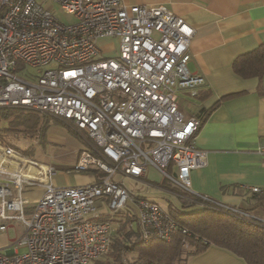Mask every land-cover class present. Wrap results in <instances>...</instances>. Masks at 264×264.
Segmentation results:
<instances>
[{"label":"built area","instance_id":"1","mask_svg":"<svg viewBox=\"0 0 264 264\" xmlns=\"http://www.w3.org/2000/svg\"><path fill=\"white\" fill-rule=\"evenodd\" d=\"M52 2L73 20L60 21L38 0H0V108L61 120L84 141L63 173L101 175L57 185L58 169L0 139V264H91L109 250L119 223L111 218L120 212L143 244L190 234L123 184L122 178L146 182L148 167L181 190L187 205L264 227V217L191 188L190 172L205 164L206 151L194 142L199 118L179 110L177 92L194 95L204 83L187 68L193 28L163 4ZM111 37L116 51L106 55L98 41ZM38 185L43 192L31 201L24 191Z\"/></svg>","mask_w":264,"mask_h":264},{"label":"crops","instance_id":"2","mask_svg":"<svg viewBox=\"0 0 264 264\" xmlns=\"http://www.w3.org/2000/svg\"><path fill=\"white\" fill-rule=\"evenodd\" d=\"M121 1L147 6L163 4L193 28L187 68L202 75L204 83L194 95L187 90L177 92L178 108L186 117L205 115L194 142L206 151V162L190 172L191 188L264 216V75L241 77L232 68L234 58L264 42V0ZM76 136L83 147V139ZM81 148L77 149L74 162ZM75 173L74 184L89 182L97 175L92 170ZM159 175L148 167L146 182L128 179L148 189L154 188L153 179ZM250 186L259 187L261 192H252ZM156 187L182 201L181 190L164 178ZM27 192L33 201L41 195L43 186ZM140 196L147 197L141 193ZM183 264L247 263L234 252L209 244L186 255Z\"/></svg>","mask_w":264,"mask_h":264},{"label":"trees","instance_id":"3","mask_svg":"<svg viewBox=\"0 0 264 264\" xmlns=\"http://www.w3.org/2000/svg\"><path fill=\"white\" fill-rule=\"evenodd\" d=\"M232 68L241 77L264 75V42L255 49L234 58ZM204 116H198L199 125L193 135L203 123ZM49 123L48 119L41 120L39 113L27 108H0V139L18 147L15 143L17 139L14 137L17 132H24L28 134L27 137L36 136L41 139L44 138ZM7 134H12L13 137H5ZM21 151L26 155L33 154V151L27 149ZM96 173L98 176L101 175L100 172L96 171ZM192 205L194 204L189 206ZM173 217L189 229L190 234L176 232L169 241L155 239L148 244H143L139 239L138 228L128 224V218L124 213L116 214L111 219L118 220L119 223L112 235L110 248L105 253L104 259H96L91 264H111L112 262L113 264H174L181 254L185 253L186 256L199 252L209 244L234 252L247 264H264L263 226L225 216L219 211L205 207L191 212L176 210V215ZM183 242H187L190 247L186 252ZM127 252L135 254L130 263L123 261V256Z\"/></svg>","mask_w":264,"mask_h":264},{"label":"rangeland","instance_id":"4","mask_svg":"<svg viewBox=\"0 0 264 264\" xmlns=\"http://www.w3.org/2000/svg\"><path fill=\"white\" fill-rule=\"evenodd\" d=\"M39 3L42 4L43 7L48 8L54 13L60 21L63 22H71L73 19L71 16L63 12L59 5L52 2V0H38ZM99 46L102 53L106 55L114 54L117 47V39L116 38H101L99 41ZM186 104V103H184ZM41 115V120L48 119V130L44 138L39 139L38 137H27L28 134L24 132H17L14 136L17 141L15 143L21 150H30L33 154L32 156L26 155L29 158H33L42 163L51 164L58 172L53 175V179L55 184L57 185H71L75 182V172L68 173V175H64V170L69 168L74 163V158L76 155L77 149L82 147V141L77 134H74L72 130L67 127V124L60 121L59 119L49 115V114H39ZM44 121V120H43ZM4 123V122H2ZM64 124V125H63ZM13 137L12 134H7L5 137L9 138ZM101 174V172L99 173ZM117 177V176H116ZM119 177V176H118ZM163 177L161 175L158 178H154L155 182L154 188H145L140 186L139 184H135L134 181L128 178H122V182L126 188H128L133 194L146 195L147 199L153 200L157 202L163 209L168 211L172 216L176 215V210H180L181 212H191L199 209L197 206H188L185 199L182 197V201L175 197L171 196L172 194H168L163 190H160L157 186V183L162 181ZM27 194V190L24 191ZM210 197V196H209ZM172 198V199H171ZM212 198V197H211ZM234 207H239L237 205H233ZM171 207V208H170ZM242 208V207H239ZM211 209V208H210ZM244 209V208H243ZM218 211V210H217ZM221 212V211H219ZM223 213V212H221ZM225 216H230L229 214L223 213ZM257 216L264 217L263 215L254 213ZM233 217V216H231ZM236 218V217H234ZM239 219V218H236ZM241 220V219H239ZM7 235L9 238L13 236V230L9 229L7 231ZM190 247H184V251H188ZM19 251H23L22 248ZM133 256L135 254L132 252H127L124 254L123 261L125 263H130L133 261ZM185 253L180 255V258L175 261L174 264H183V258ZM102 256L99 259H104ZM113 264V262L111 263Z\"/></svg>","mask_w":264,"mask_h":264}]
</instances>
